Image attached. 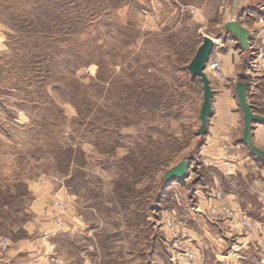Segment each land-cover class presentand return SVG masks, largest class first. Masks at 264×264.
<instances>
[{"label": "rangeland", "instance_id": "rangeland-1", "mask_svg": "<svg viewBox=\"0 0 264 264\" xmlns=\"http://www.w3.org/2000/svg\"><path fill=\"white\" fill-rule=\"evenodd\" d=\"M225 1L0 0V242L37 245L40 264H194L165 222L191 246L190 229L206 239L189 212L199 179L162 176L195 144L202 92L187 65ZM54 199L71 231L54 212L46 232ZM233 243L218 264H260Z\"/></svg>", "mask_w": 264, "mask_h": 264}, {"label": "crops", "instance_id": "crops-1", "mask_svg": "<svg viewBox=\"0 0 264 264\" xmlns=\"http://www.w3.org/2000/svg\"><path fill=\"white\" fill-rule=\"evenodd\" d=\"M196 9L199 11L198 8ZM222 14V22L215 29V34L208 35L213 40L214 38L218 39L211 51V57L216 55L220 58L226 82L219 83L214 79L210 80L213 95L206 134L197 135V129L200 125H196L195 144L191 147L189 155L181 157L167 167L169 169L180 160L188 158L187 176L176 181L183 189L187 186L188 179L191 182L195 178L199 179L191 186L193 193L191 198L194 203L189 208V212L196 216L194 217V225L207 226L208 230L205 234L206 239H200L190 229L191 233L194 234V237L191 238V247L197 253H203L206 260L205 264H218L220 258L228 257V254L226 255L222 251L226 247L224 244L227 240L234 242L232 246L238 244L240 247L244 246L245 242L242 240L245 239L248 248H252L256 241H260L258 232L244 233L240 231L237 234L230 232L228 227L234 224V219L212 220L208 216V211L211 208L218 210L222 206L231 207L235 214H243L256 224L264 226L262 221L264 220V164L250 152L241 140L243 113L235 92L236 83L240 81L246 83V100L252 111L263 117L262 120L252 123L251 139L254 146L264 152V0H226L222 5ZM200 17H202L201 14ZM229 19L238 20L248 30V49L246 51L240 47L236 37L224 29L223 24ZM206 24L207 21L205 20ZM256 54L259 55L258 60L262 68L251 70L248 60ZM200 90L202 92V87ZM202 97L203 93L200 99V107ZM189 189L188 187V191ZM217 192L222 194L220 200L214 199V194ZM45 200L43 225L48 227L46 232H51L53 228L48 220L54 212L55 216L50 220L55 219L56 211L50 202ZM192 210L198 213L207 210L206 218H199L198 214H194ZM254 210H258L259 214H250ZM71 220L70 222L68 219V224L66 223L68 227L64 230L65 232L71 231L73 228L74 220L73 218ZM186 230L188 229L186 228ZM216 231L219 234H215ZM227 232L234 235L235 238L228 237ZM241 233H244L243 237L238 235ZM36 246L10 239L9 246L0 249V264H31L30 260L32 259L41 262L42 257L40 255L44 253ZM233 255L237 256L235 257L237 260L243 258L239 253H233ZM258 255L260 259L259 252ZM235 264L239 263L236 262Z\"/></svg>", "mask_w": 264, "mask_h": 264}, {"label": "water", "instance_id": "water-1", "mask_svg": "<svg viewBox=\"0 0 264 264\" xmlns=\"http://www.w3.org/2000/svg\"><path fill=\"white\" fill-rule=\"evenodd\" d=\"M224 29L229 33L233 34L240 47L243 50L248 49V30L242 26L238 20L229 19L223 24ZM214 42L213 38L205 34L197 47L192 59L187 65V69L191 76L198 77L200 79L202 87V103L199 112L200 126L197 129V135L203 136L206 134L207 121L211 115V100H212V88L210 80L205 73V64L208 60L209 55L213 49ZM236 97L238 104L243 113V134L241 137L242 142L246 144L250 152L264 164V152L254 146L251 139L252 123L255 121L262 120L263 117L257 113H254L250 107V104L246 100V83L240 81L235 85ZM189 168V159L184 158L177 164L167 169L163 176L162 181L164 183H170L177 179H183L187 176Z\"/></svg>", "mask_w": 264, "mask_h": 264}, {"label": "built area", "instance_id": "built-area-1", "mask_svg": "<svg viewBox=\"0 0 264 264\" xmlns=\"http://www.w3.org/2000/svg\"><path fill=\"white\" fill-rule=\"evenodd\" d=\"M215 44V43H214ZM258 54V53H257ZM252 55L249 60V68L251 70H260L262 67L260 65V61L258 60L259 55ZM205 73L207 74L209 80L214 79L219 83H225L226 77L222 72V63L218 56H212L211 54L208 57V60L205 64ZM222 198V194L217 192L214 194V199L220 200ZM52 205L56 211V217L53 220L55 224L60 226H65L66 221L63 219L64 214L67 212V206L63 201L54 199L52 201ZM208 216L212 220H235L233 225L228 227L230 232H235L236 234L240 231L244 233H253L258 232L260 236V241H256L252 246L257 249L260 254L259 263L264 264V226L261 224H256L254 221L248 219L243 214L237 215L235 214L234 209L228 206H222L220 209L216 210L215 208H211L208 211ZM165 226L169 230L168 237L171 242L172 249L174 253H178L182 255L189 262L194 264H204L205 257L201 252H195L191 247L190 242L188 241V237L186 234L185 228L181 226L179 223H176L174 220L168 219L165 222ZM10 240L8 238H4L0 242V247L5 249L9 246ZM48 262L53 259H47ZM34 264H40V262L35 261Z\"/></svg>", "mask_w": 264, "mask_h": 264}, {"label": "bare ground", "instance_id": "bare-ground-1", "mask_svg": "<svg viewBox=\"0 0 264 264\" xmlns=\"http://www.w3.org/2000/svg\"><path fill=\"white\" fill-rule=\"evenodd\" d=\"M218 39L217 38H214L213 42L214 43H217Z\"/></svg>", "mask_w": 264, "mask_h": 264}]
</instances>
